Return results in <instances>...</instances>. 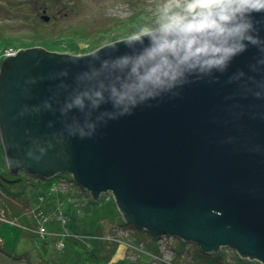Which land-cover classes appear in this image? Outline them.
<instances>
[{"label":"water","instance_id":"obj_1","mask_svg":"<svg viewBox=\"0 0 264 264\" xmlns=\"http://www.w3.org/2000/svg\"><path fill=\"white\" fill-rule=\"evenodd\" d=\"M255 18L264 37V16ZM118 48L92 61L39 46L5 56L0 141L9 171L42 179L68 173L94 200L110 191L123 221L137 230L171 234L204 252L228 246L264 264V87L250 86L258 99L241 83H227L237 71L256 75L249 64L257 49L237 56L218 82L195 80L108 120L90 138L69 137L65 125L81 114L61 109L77 76L127 51Z\"/></svg>","mask_w":264,"mask_h":264},{"label":"rangeland","instance_id":"obj_2","mask_svg":"<svg viewBox=\"0 0 264 264\" xmlns=\"http://www.w3.org/2000/svg\"><path fill=\"white\" fill-rule=\"evenodd\" d=\"M161 3L162 0H0V48L10 40L12 46L7 48L39 46L50 52L86 54L111 38L120 40L153 21ZM43 15L49 16L48 21L42 19ZM34 38L45 40L46 46L34 43L26 47ZM3 157L0 264H116L121 260L134 264H202L204 255L218 260L223 252L229 262L237 256L235 249L228 246L204 252L196 243L171 234L153 237L138 231L123 224L111 195L107 199L101 194L98 200L89 201L88 192L78 197L77 191L69 189L70 174H57L48 180L26 171L13 174ZM17 177L21 180L9 182ZM69 203L74 214L67 209ZM73 220L77 224H72ZM41 227L45 229L43 240L29 231H40ZM76 230L85 233L89 243L66 239L67 232ZM50 235L58 236L65 246L59 248L61 242H55ZM108 250H113L110 256ZM242 260L262 264L255 259Z\"/></svg>","mask_w":264,"mask_h":264},{"label":"clouds","instance_id":"obj_3","mask_svg":"<svg viewBox=\"0 0 264 264\" xmlns=\"http://www.w3.org/2000/svg\"><path fill=\"white\" fill-rule=\"evenodd\" d=\"M256 15L264 16V0H162L153 21L72 59L99 60L105 48L119 51L121 44L127 49L111 61L103 60L98 69L77 76L61 113L76 108L81 116L65 125L67 135L90 138L99 125L130 115L136 107L163 94L176 95L175 90L185 84L206 78L218 82L216 74H224L250 46L259 53L255 63L249 64L256 75L237 71L227 83H241L261 98L259 90L250 88L264 87V37ZM104 105H110L111 110Z\"/></svg>","mask_w":264,"mask_h":264},{"label":"trees","instance_id":"obj_4","mask_svg":"<svg viewBox=\"0 0 264 264\" xmlns=\"http://www.w3.org/2000/svg\"><path fill=\"white\" fill-rule=\"evenodd\" d=\"M116 37H114V39L112 40V38L108 41V42H112V41H115V40H119V39H115ZM4 43V45H3V47H6V46H10L11 45V41L9 40V43L7 42V41H4L3 42ZM37 44L38 43V45L39 44H41V45H45L46 46V42H45V40H38L37 38H34V40H32V42H30V44H26V47H30V46H32V44ZM12 46V45H11ZM4 155H3V148H2V145H1V141H0V170H1V167H3V161H4V157H3ZM3 158V159H2ZM3 160V161H2ZM0 177L2 178V174H1V172H0ZM21 179L20 178H15V179H13V180H11V181H9V182H12V183H15V182H17V181H20ZM76 191H77V196L79 197H83V191H79L78 190V188H76ZM79 192H81L80 194H79ZM85 194V193H84ZM98 200V199H97ZM89 201H90V198H89ZM71 203H69L68 204V206H67V209H70V210H72V213L74 214V208L73 209H71L72 207H71ZM72 217L73 218H75L74 217V215H72ZM74 223H76L77 224V221H72V224H74ZM74 232H79V231H74ZM142 232V231H141ZM143 233V232H142ZM155 238H153V240H154ZM93 251H95V252H99V251H101V252H103V249L102 250H99V251H97L96 250V248H93ZM112 251L113 250H108V256H110L111 254H112ZM105 255V254H104ZM107 256V257H108ZM201 257H204L203 259V263L202 264H247L246 263V261L245 260H242L241 258H239L238 256H236V258L234 259V260H232V262H229V261H226V259H225V256H224V254H223V252L221 253V254H219V259L217 260V259H213L212 260V258H210V256H207V255H204V256H201ZM116 264H134V263H130L129 261H126V260H121V261H118Z\"/></svg>","mask_w":264,"mask_h":264},{"label":"built area","instance_id":"obj_5","mask_svg":"<svg viewBox=\"0 0 264 264\" xmlns=\"http://www.w3.org/2000/svg\"><path fill=\"white\" fill-rule=\"evenodd\" d=\"M17 51H18V49L14 48V47L13 48H2V49H0V60L7 55H15L17 53ZM39 230L40 231H37V232L40 235H43V233L45 232V229L43 227H41ZM59 242H61V241H59ZM61 246H63V242L60 243L59 247H61Z\"/></svg>","mask_w":264,"mask_h":264},{"label":"flooded vegetation","instance_id":"obj_6","mask_svg":"<svg viewBox=\"0 0 264 264\" xmlns=\"http://www.w3.org/2000/svg\"><path fill=\"white\" fill-rule=\"evenodd\" d=\"M19 171H20V172H21V171H26V172H28V171H27V170H25V169H22V170H19Z\"/></svg>","mask_w":264,"mask_h":264}]
</instances>
